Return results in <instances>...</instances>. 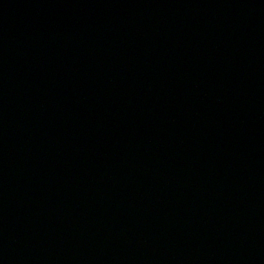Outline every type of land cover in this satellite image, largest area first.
Listing matches in <instances>:
<instances>
[{"label": "water", "instance_id": "obj_1", "mask_svg": "<svg viewBox=\"0 0 264 264\" xmlns=\"http://www.w3.org/2000/svg\"><path fill=\"white\" fill-rule=\"evenodd\" d=\"M0 264H264V0H0Z\"/></svg>", "mask_w": 264, "mask_h": 264}]
</instances>
